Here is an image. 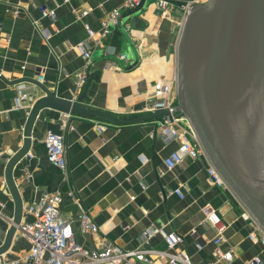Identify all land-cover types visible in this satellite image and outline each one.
Here are the masks:
<instances>
[{
    "label": "crops",
    "instance_id": "obj_1",
    "mask_svg": "<svg viewBox=\"0 0 264 264\" xmlns=\"http://www.w3.org/2000/svg\"><path fill=\"white\" fill-rule=\"evenodd\" d=\"M57 12V19L44 18L39 8ZM123 0H2L0 3V204L8 219L15 203L5 181L8 160L23 146L27 110L13 109L14 84L25 82L38 99L46 91L81 106L107 112L118 119H139L155 83L176 74V45L186 16L170 6L160 10L145 0L138 13L121 19L122 30L112 27L102 35L108 14L123 10ZM86 12V15L83 13ZM88 29L95 33L90 38ZM48 32L46 38L43 32ZM125 31L126 34L123 32ZM86 43L92 64L75 49ZM126 55L127 60L119 57ZM86 82L78 87L77 74ZM43 81L38 80V75ZM104 127L103 130H99ZM48 130L64 136L67 171L47 159L44 138ZM165 142L154 121L126 126L105 119L67 116L53 109L42 110L32 130L28 154L14 167L13 178L23 206L44 193L62 196L60 211L71 222L77 243L99 249L104 239L133 250L147 247L141 233L148 227L177 232L194 264L213 261L217 230L205 223L204 208L210 206L225 226L220 248L232 252L231 264H246L256 255L264 258L260 244L247 239L249 229L241 218L242 208L229 189L211 184L205 158H185L173 170L164 159L178 148ZM158 176V179H157ZM185 194L180 199L175 193ZM88 211L99 226L98 234L83 233L79 216ZM31 221L32 217L25 216ZM10 222L0 218V247ZM204 245V250L196 244ZM149 247L165 249L159 236ZM30 242L17 234L5 260H21Z\"/></svg>",
    "mask_w": 264,
    "mask_h": 264
},
{
    "label": "water",
    "instance_id": "obj_2",
    "mask_svg": "<svg viewBox=\"0 0 264 264\" xmlns=\"http://www.w3.org/2000/svg\"><path fill=\"white\" fill-rule=\"evenodd\" d=\"M171 3L187 8L176 45L177 105L172 112L189 120L209 163L264 230V0ZM141 5L121 19L138 13ZM118 27L122 30L121 22ZM44 109L99 117L117 126L157 121L170 114L161 111L139 119H118L46 91L28 114L22 148L6 166L5 181L15 215L0 257L10 249L22 219L23 202L13 170L28 154L33 127ZM154 123L158 128V122Z\"/></svg>",
    "mask_w": 264,
    "mask_h": 264
},
{
    "label": "built area",
    "instance_id": "obj_3",
    "mask_svg": "<svg viewBox=\"0 0 264 264\" xmlns=\"http://www.w3.org/2000/svg\"><path fill=\"white\" fill-rule=\"evenodd\" d=\"M68 3L71 0H62ZM145 0H123V10L138 8ZM158 9L166 11L172 6L171 0H153ZM2 0H0V3ZM189 5H193L188 1ZM187 14V8L183 9ZM41 15L50 20L57 19V12L46 6L39 8ZM87 13L84 12L83 15ZM121 10H115L108 14L102 22V35L106 36L112 27L118 26L121 22ZM1 27V24H0ZM47 38L49 33L43 32ZM90 38L95 33L88 29ZM75 49L86 60V66L92 64V52L86 43H81ZM127 60L126 55L119 57ZM38 80L43 81V76L38 75ZM78 87L85 84V74H77ZM15 97L13 109L27 110L28 114L38 100L31 88L23 81L14 84ZM177 105V77L164 78L155 83L151 93L147 96L144 106L138 111L145 115H151L161 111H169L166 117H159L157 121L160 128L161 138L169 143L177 141L178 148L171 152L165 159L164 165L168 170H173L180 165L185 158H205L208 162L207 176L212 185L229 189L221 175L209 163L205 152L198 140V137L189 122L181 113H173L172 109ZM70 116V115H67ZM101 127L99 130H103ZM44 146L48 161L62 172L67 171V156L64 136L56 131L48 130L44 138ZM175 193L180 199L185 194L180 189ZM62 196L57 193H44L42 196L27 205L23 206L22 219L17 225V234H21L30 242V250L21 260L0 259V264H194L191 255L180 248L183 238L175 231L167 230L164 227H148L141 233V247L133 250L123 249L109 240L104 239L99 249L90 250L76 242L71 233V222L64 218L60 211ZM241 205V204H240ZM4 204H0V218L8 220L2 214ZM241 218L247 225L249 232L247 239L260 244L264 251V230L252 217V215L241 205ZM205 223L217 230V236L213 243L216 246L212 252L213 261L206 264H231L233 261L232 252L223 251L220 246L223 241L225 226L216 210L210 206L204 208ZM25 216L32 217L31 221L24 220ZM80 229L83 233L98 234L99 226L94 222L88 211L81 212L79 216ZM10 227V225H9ZM159 236L165 243V249L149 247L152 238ZM198 250H204V245L197 243ZM246 264H264V258L256 255Z\"/></svg>",
    "mask_w": 264,
    "mask_h": 264
},
{
    "label": "rangeland",
    "instance_id": "obj_4",
    "mask_svg": "<svg viewBox=\"0 0 264 264\" xmlns=\"http://www.w3.org/2000/svg\"><path fill=\"white\" fill-rule=\"evenodd\" d=\"M190 2H192V4H202L207 2L208 0H189Z\"/></svg>",
    "mask_w": 264,
    "mask_h": 264
},
{
    "label": "trees",
    "instance_id": "obj_5",
    "mask_svg": "<svg viewBox=\"0 0 264 264\" xmlns=\"http://www.w3.org/2000/svg\"><path fill=\"white\" fill-rule=\"evenodd\" d=\"M177 1H186V2H188L189 0H177Z\"/></svg>",
    "mask_w": 264,
    "mask_h": 264
}]
</instances>
